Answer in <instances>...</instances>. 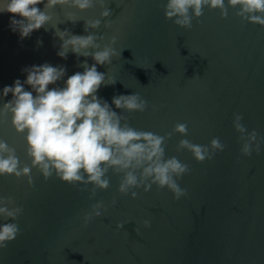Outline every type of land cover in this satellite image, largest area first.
I'll use <instances>...</instances> for the list:
<instances>
[{"label":"water","instance_id":"1","mask_svg":"<svg viewBox=\"0 0 264 264\" xmlns=\"http://www.w3.org/2000/svg\"><path fill=\"white\" fill-rule=\"evenodd\" d=\"M164 3L104 0V7L96 3L85 11L57 6L48 30L23 40L9 27L11 14L0 12V92L16 79L23 82L21 69L32 65H64L65 80L83 72L75 54L57 56L62 41L53 28L86 35L85 22L100 19V28L89 31L103 36L101 47L116 37L112 46L121 56L97 66L116 81L101 86L97 95L111 104L114 95L139 92L148 108L123 114L140 130L164 136L186 123L187 136L173 133L165 153L190 168L178 181L188 191L179 200L156 185L147 192L133 189L136 198L120 194V177L111 172L110 187L97 189L91 199L92 185L84 189L55 176L45 180L36 169L31 186L27 177L0 176V196H11L23 208L15 221L21 232L0 248V264H264V143L259 154L242 156L232 123L234 113L242 114L247 130L264 137V27L241 20L231 8L225 19L206 7L186 30L165 18ZM104 8L111 12L107 18H101ZM67 13H74L75 23ZM87 62L94 63L90 57ZM55 86L63 87V81L49 88ZM8 99L11 94L0 102ZM214 137L226 147L203 163L177 150L181 139L208 145ZM0 139L30 166L24 137L10 115L0 116ZM98 201L104 204L102 214L85 226V213ZM144 220L151 226L145 228Z\"/></svg>","mask_w":264,"mask_h":264},{"label":"clouds","instance_id":"2","mask_svg":"<svg viewBox=\"0 0 264 264\" xmlns=\"http://www.w3.org/2000/svg\"><path fill=\"white\" fill-rule=\"evenodd\" d=\"M3 7L0 12L11 14L9 27L18 32L20 39L29 38L34 31L44 28L53 20L52 10L57 6L85 11L99 3L104 7V0H0ZM43 5L41 9L39 5ZM218 9L221 18H227L229 9L241 20L264 27V0H166L163 5L164 16L179 28L189 30L193 20L204 14V9ZM68 21L76 22L74 13H67ZM111 15L108 8L101 12V18ZM19 17V19L17 18ZM101 20L85 22L86 35H75L69 30L61 31L58 27L54 35L62 43L57 56L67 59L71 52L78 58L77 71L67 77L64 65L53 66L47 62L21 69L26 79H16L12 85L4 86L0 92V101L11 94V99L0 102V116L11 117V125L16 133L23 135L26 154L30 166L23 164L14 147L0 139V176H14L17 179L27 177L31 186L32 169H36L45 180L55 176L60 181L72 186L83 185L86 189L92 185L91 196L97 189L110 187L109 173L119 175L118 192L127 195L133 189L149 191L153 185L158 189H167L175 200L188 195L178 181L189 174L188 164L175 156L166 157V141L173 133L187 136L186 123H177L173 132L164 136L151 131L137 129L130 125L128 116L123 113H143L148 108V100L139 92L114 95L109 104L97 95L101 86L114 85L116 81L107 73L100 72L97 66L110 65L113 57L121 56L112 46L116 37L108 44L98 43L103 36H97L90 29H99ZM110 25L106 22L105 27ZM43 41L37 40L42 46ZM85 57L79 62V57ZM94 63L89 65L87 58ZM63 81V87L57 85ZM25 85L31 91L25 89ZM115 109L121 110L117 112ZM243 115L234 113L233 128L239 133L240 154L250 157L253 152L259 154L261 137L256 130L249 132L242 123ZM226 145L219 137L211 139L208 145L194 144L188 139H181L177 150H187L197 162L211 160L218 152L224 151ZM81 189V190H84ZM115 200H113V204ZM104 208L103 201L91 206L85 213V226L94 217L100 216ZM106 210V209H105ZM23 208L16 205L11 196H0V248L7 247L20 234L21 229L15 221L22 214ZM11 221V222H7ZM143 226L150 227V221L144 220ZM122 227V225H118Z\"/></svg>","mask_w":264,"mask_h":264}]
</instances>
